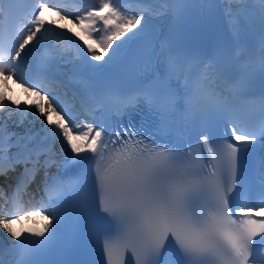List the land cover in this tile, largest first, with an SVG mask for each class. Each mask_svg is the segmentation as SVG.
Listing matches in <instances>:
<instances>
[{"label": "snow or ice", "instance_id": "1", "mask_svg": "<svg viewBox=\"0 0 264 264\" xmlns=\"http://www.w3.org/2000/svg\"><path fill=\"white\" fill-rule=\"evenodd\" d=\"M137 2L187 5L208 0ZM3 3L0 0V5ZM259 3L264 4V0ZM45 12L80 28V32L73 33L66 25L51 22L83 41L87 48L83 67L92 71L112 63L121 48L116 41L125 38L123 43L132 39L136 35L133 30L147 23L144 14L123 16L115 0H99L98 7L76 16L41 2L27 34L21 37L14 52L8 51L5 55L6 50L0 47V79L18 82L24 93L34 98L28 104L0 92V180L8 183L9 189L6 192L0 183V195L13 197L35 183L41 172V183L47 186L48 170L56 164L57 142L63 157L60 167L72 173L69 179L58 181L64 194L56 201V208L50 211L41 205L22 213L24 219L42 215L49 219L39 231L27 230L40 238L33 243L48 245L62 226H68L70 238L66 243L83 258L62 264H92L87 257L94 232L103 237V260L99 264L105 261L125 264L127 252L136 264H264V111L257 134L246 130V122L236 110L204 103L196 108L202 86L180 58L173 55L168 42L161 45L157 58L167 54V78L170 81L175 77L179 85L183 77V91L169 86L157 74L154 81L138 89L135 97L124 103L121 114L131 116L137 107L135 98L142 97L149 110L161 120L176 111L181 101L187 105L190 115L207 116L204 121L207 130L198 133V138L203 145L201 152H207L208 156L201 154L199 165L192 160V148L185 154L157 144L149 139L150 134L146 135L143 125L137 126L132 119L115 128L106 122L77 120L61 108L55 96L26 85L17 74L26 47L34 41L37 45L40 43L37 36L47 23ZM260 19L264 24V10ZM261 66L264 68V61ZM83 83L85 87L91 86L87 80ZM24 115L33 118L28 122L33 127L36 120L43 118L40 125L45 135L40 136L32 128H25L23 133L16 131L24 127ZM216 122H222L226 129L219 140L214 138L211 128ZM257 151L261 159L262 189L258 202H247V197L242 196L245 203L232 204L230 197L241 179L246 155ZM20 219V214L0 215V228L19 240L22 234L14 231L11 224Z\"/></svg>", "mask_w": 264, "mask_h": 264}, {"label": "bare ground", "instance_id": "2", "mask_svg": "<svg viewBox=\"0 0 264 264\" xmlns=\"http://www.w3.org/2000/svg\"><path fill=\"white\" fill-rule=\"evenodd\" d=\"M63 4V6H59V4ZM125 3L134 5L133 10H128L126 7H122ZM54 5L52 8H57L64 14H69L71 16L83 15L88 9L93 7H98L99 0H54ZM158 3H138L137 0H115V6L118 7L123 16H137L144 14L147 23L143 25L139 30H133L136 32V35L133 37H137L139 35H143L145 33H150L153 30L152 23L155 21V18L158 14H155L156 6ZM85 5L90 6L89 8L76 10L77 7H84ZM50 7V5H48ZM243 7H248V9H254L255 13H249L247 10H243ZM261 10H264V5L255 4L252 6L246 0H242V2H238L233 6L228 8V21L237 35H246L251 40L255 41L257 44L264 46V24L261 23L260 14ZM44 19L47 22L44 28L38 33L37 40L40 43H49L53 46L61 47L65 50V55L61 58L62 66L58 70L59 77L66 79V81L77 88H81V91L84 92L86 88L84 86L83 81L87 80L91 77L92 80H95L98 76H100L113 62L118 60L129 42L133 39L124 41L125 38H121V40L116 41V44H121V48L119 50V55L117 58L110 64L105 65L102 69L99 70H87L83 67V61L86 58L87 48L84 46L83 41L79 40L78 37L67 33L65 29L57 28L52 25V21H55L57 25H66L68 28L72 29L73 33L80 32V28L73 23H70L68 20H60L53 13L45 12ZM31 26V20L28 24H25L23 29V36L27 34V28ZM129 36L132 33L128 34ZM98 51V50H97ZM90 59V57H87ZM93 64L97 63L96 61H92ZM102 63V62H100ZM0 92H4L6 95L10 96L13 100L26 101L28 104L32 103L33 97H29L27 93H24L23 89L20 87L18 82H14L13 80L3 81L0 79ZM16 110L13 109V112ZM77 120H84L81 116H76L71 114ZM15 119H20V117H14ZM25 125L16 131L23 133L25 128H32L33 132H39V134H43L44 131L41 130L40 120L43 118H39L35 121V126L28 123L33 118L29 115H24ZM49 118L54 119V117L50 116ZM88 122L96 123L94 119L87 120ZM57 146V147H56ZM56 150V164L53 165L49 170V175L53 173H57L62 170L60 167L59 159L63 158L60 154V144L57 142L55 144ZM43 179V172L40 173L39 176L36 177V181L34 184H31L26 193L23 195V206L19 210L18 213L21 215L20 220H13L11 224V228L14 231L21 232L22 227L24 226L27 219L23 218L22 213L25 210H33L44 203H41V194L37 192V185ZM11 182V181H10ZM0 183H3L7 186V183L3 180H0ZM35 198V203L30 199ZM27 200L29 203L31 201L30 206H28ZM2 195H0V215H14L10 213L7 208H3L2 205ZM17 213V214H18ZM29 219H34L36 221H44L49 223V219L45 216H33ZM0 237L6 239L8 241H15L7 232H5L2 228H0Z\"/></svg>", "mask_w": 264, "mask_h": 264}, {"label": "rangeland", "instance_id": "3", "mask_svg": "<svg viewBox=\"0 0 264 264\" xmlns=\"http://www.w3.org/2000/svg\"><path fill=\"white\" fill-rule=\"evenodd\" d=\"M242 8H243V10H247L249 13H255V10L254 9H248V7H243L242 6ZM54 10H58V9H54ZM84 118V117H83ZM86 118H84V120H85ZM43 135H45V132L43 133ZM57 147V146H56ZM62 160H63V158H60L59 159V163H61L62 162ZM5 203V202H4Z\"/></svg>", "mask_w": 264, "mask_h": 264}]
</instances>
